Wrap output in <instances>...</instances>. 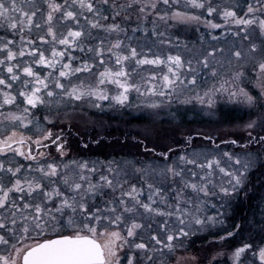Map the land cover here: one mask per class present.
<instances>
[{"label": "snow or ice", "instance_id": "snow-or-ice-1", "mask_svg": "<svg viewBox=\"0 0 264 264\" xmlns=\"http://www.w3.org/2000/svg\"><path fill=\"white\" fill-rule=\"evenodd\" d=\"M0 264H264V0H0Z\"/></svg>", "mask_w": 264, "mask_h": 264}, {"label": "rangeland", "instance_id": "rangeland-1", "mask_svg": "<svg viewBox=\"0 0 264 264\" xmlns=\"http://www.w3.org/2000/svg\"><path fill=\"white\" fill-rule=\"evenodd\" d=\"M135 115V114H134ZM138 122V121H137ZM253 198H255V196H252ZM250 200H244L243 202H241V204H242V206L244 207L245 205L244 204H246V203H248ZM238 204H240V203H238ZM240 204V205H241ZM236 208V209H239V210H241V211H238V212H236V217L237 218H240V217H242V215H243V212H244V210H246L247 212V214H251V209L250 208ZM208 241H210L212 238L211 237H207L206 238ZM239 243V239H235V240H230L229 242H228V244H232V245H234V244H238ZM196 245H198V246H201V247H203V248H207V243L205 242V240L204 239H201V240H196Z\"/></svg>", "mask_w": 264, "mask_h": 264}, {"label": "trees", "instance_id": "trees-1", "mask_svg": "<svg viewBox=\"0 0 264 264\" xmlns=\"http://www.w3.org/2000/svg\"><path fill=\"white\" fill-rule=\"evenodd\" d=\"M255 202H256V198H253V197H252L248 203L244 204V205H245L244 207H243L242 204L240 203L241 205H240V204H237L236 208H242V207H243V208H250L251 211H252V208L254 207ZM238 211H241V210H239V209H235V215H236V212H238ZM251 211H250V212H251ZM246 212H247V211L244 210L243 215L247 214ZM243 215H242V216H243Z\"/></svg>", "mask_w": 264, "mask_h": 264}]
</instances>
